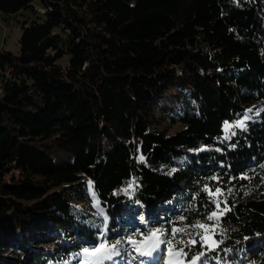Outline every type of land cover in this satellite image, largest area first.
<instances>
[{
    "label": "trees",
    "instance_id": "obj_1",
    "mask_svg": "<svg viewBox=\"0 0 264 264\" xmlns=\"http://www.w3.org/2000/svg\"><path fill=\"white\" fill-rule=\"evenodd\" d=\"M35 5L0 0L5 15L29 11L17 52L0 48V264H77L99 230L167 240L197 221L222 243L189 258L264 264V0Z\"/></svg>",
    "mask_w": 264,
    "mask_h": 264
},
{
    "label": "snow or ice",
    "instance_id": "obj_2",
    "mask_svg": "<svg viewBox=\"0 0 264 264\" xmlns=\"http://www.w3.org/2000/svg\"><path fill=\"white\" fill-rule=\"evenodd\" d=\"M264 110V109H262ZM249 112L252 111V109L248 110ZM250 119L249 116L245 115L243 120H240L237 122V127H245L244 120ZM231 127L226 123L225 128ZM235 133H233L234 135ZM141 160L144 158L141 157ZM264 167V166H262ZM244 179H248V177H243ZM213 179H216L213 177ZM205 192H208L209 196L213 197V203H216L217 208H219V201L215 199L217 195H222L223 193L219 188L215 189V192H213L211 189L208 188L206 185L203 189ZM127 191V190H125ZM229 191H231L229 189ZM94 195V194H93ZM98 203V202H97ZM100 214L103 215V210H100ZM221 213L220 215H222ZM181 221L185 219V217L180 218ZM208 221L213 220H219V216L216 211L211 212L207 216ZM105 221H107V216H105ZM107 228V224L105 223V229ZM201 229L202 232H196L195 236L192 235V233L188 232L187 229ZM172 236L170 239H163L166 235L164 231L161 229H156L150 233V235L146 238L147 241H151V244L147 251H142L141 247H138L137 245H144L145 240H135L132 237H128L125 241H121L119 239L109 243V241L105 238L106 232L102 233L101 240L99 243H97L95 246L88 248L85 247L82 249V252L78 254L82 257V264H106V262L113 261L115 257L120 256V249L123 247L124 243H128L134 246V250L141 255H151L153 251H156L159 249L161 244H165L168 249V256L169 259L166 261V264H200L202 258L206 255L204 251H200L198 253H195L189 258V253L192 251V248L195 247L198 243L200 244L201 248H206L208 251H214L215 248L219 247V244L222 243V241H214L213 237L215 235L214 229L210 231L209 225L206 223H201L200 221H197L194 224L186 225L185 227H174L171 229ZM178 233H185L187 234L190 239L187 241L185 240H176V234ZM199 237V240L197 239ZM175 241V243H174ZM178 245H182L179 246ZM187 249V251L185 250ZM206 264V262H205Z\"/></svg>",
    "mask_w": 264,
    "mask_h": 264
},
{
    "label": "rangeland",
    "instance_id": "obj_3",
    "mask_svg": "<svg viewBox=\"0 0 264 264\" xmlns=\"http://www.w3.org/2000/svg\"><path fill=\"white\" fill-rule=\"evenodd\" d=\"M35 7L38 5V0H34ZM29 11L27 9H22L16 16L13 15H5L3 13H0V48L4 50H9L13 53H16L18 50V38L21 35L22 32V22L25 18H28ZM95 204V201H93V205ZM134 211V210H133ZM131 213H134V212ZM145 216L141 212L140 219H144ZM136 220H138V217H135ZM156 220L149 221V227H153V229H156L158 226ZM59 231H62L65 233V235L68 238H71L70 241L78 242L84 239L82 235H77L75 232V228L73 226H58ZM214 226L210 227V231L212 230ZM34 231V230H33ZM202 232L203 230L200 229ZM19 231L18 238L21 239L23 236L27 233ZM152 231L150 230L149 233H147V228H141V230L135 232V234L132 236L135 240H145V244L141 245V247H145V250L147 251L151 241H147L146 238L150 235ZM104 233V230H99L96 233V244L100 242L102 236L101 234ZM50 236V238L44 242H41L40 244L34 245V249L45 251L53 247L57 241L56 238ZM125 250L120 252V256L115 257L114 264H166V261L169 259L168 256V249L165 244H161L159 249L156 251H153L151 255H141L140 253L136 252L134 250V246L128 243L124 244ZM262 249H264V244L262 245ZM9 250H4V256H13V252H8ZM245 252V251H244ZM25 254L23 250L17 251L14 255L21 256ZM243 255V253H240ZM247 254V252L244 253V255ZM111 262V261H110ZM109 262V263H110ZM77 264H82V257H78ZM111 264V263H110ZM208 264H218V263H208Z\"/></svg>",
    "mask_w": 264,
    "mask_h": 264
},
{
    "label": "built area",
    "instance_id": "obj_4",
    "mask_svg": "<svg viewBox=\"0 0 264 264\" xmlns=\"http://www.w3.org/2000/svg\"><path fill=\"white\" fill-rule=\"evenodd\" d=\"M38 10H39V11H42V10H43V8H40V7H38Z\"/></svg>",
    "mask_w": 264,
    "mask_h": 264
}]
</instances>
